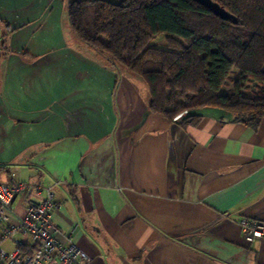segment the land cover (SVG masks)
<instances>
[{
  "label": "crops",
  "instance_id": "obj_1",
  "mask_svg": "<svg viewBox=\"0 0 264 264\" xmlns=\"http://www.w3.org/2000/svg\"><path fill=\"white\" fill-rule=\"evenodd\" d=\"M67 2L0 0V182L52 187L57 239L88 264H264L238 226L264 222V122L151 113L142 80L74 37Z\"/></svg>",
  "mask_w": 264,
  "mask_h": 264
},
{
  "label": "trees",
  "instance_id": "obj_2",
  "mask_svg": "<svg viewBox=\"0 0 264 264\" xmlns=\"http://www.w3.org/2000/svg\"><path fill=\"white\" fill-rule=\"evenodd\" d=\"M212 1L235 22L191 0H68L66 14L78 41L147 85L151 113L186 128L213 108L256 130L264 122V0ZM159 34L165 49L150 46ZM232 75L233 88L221 92Z\"/></svg>",
  "mask_w": 264,
  "mask_h": 264
},
{
  "label": "built area",
  "instance_id": "obj_3",
  "mask_svg": "<svg viewBox=\"0 0 264 264\" xmlns=\"http://www.w3.org/2000/svg\"><path fill=\"white\" fill-rule=\"evenodd\" d=\"M26 189L38 199L23 198L20 212L14 202ZM57 208L52 187L0 182V264H88L70 238L57 239L58 229L51 221ZM238 226L244 238H264V222L240 219Z\"/></svg>",
  "mask_w": 264,
  "mask_h": 264
},
{
  "label": "water",
  "instance_id": "obj_4",
  "mask_svg": "<svg viewBox=\"0 0 264 264\" xmlns=\"http://www.w3.org/2000/svg\"><path fill=\"white\" fill-rule=\"evenodd\" d=\"M192 2L204 7L210 11L214 16L218 17L221 20L227 21L231 20L235 22V18L230 15L226 10H224L218 3L212 0H191Z\"/></svg>",
  "mask_w": 264,
  "mask_h": 264
},
{
  "label": "rangeland",
  "instance_id": "obj_5",
  "mask_svg": "<svg viewBox=\"0 0 264 264\" xmlns=\"http://www.w3.org/2000/svg\"><path fill=\"white\" fill-rule=\"evenodd\" d=\"M107 1H113V0H107ZM165 35L164 34H159L157 35L151 42H150V46L156 47V48H160V49H165ZM235 75L231 76L229 81L226 82L225 87L222 89L221 92H226L228 90H231L233 88V81L235 80ZM6 246V245H5ZM8 248V245H7Z\"/></svg>",
  "mask_w": 264,
  "mask_h": 264
}]
</instances>
